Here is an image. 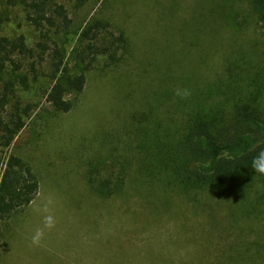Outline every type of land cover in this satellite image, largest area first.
<instances>
[{"label":"rangeland","instance_id":"obj_1","mask_svg":"<svg viewBox=\"0 0 264 264\" xmlns=\"http://www.w3.org/2000/svg\"><path fill=\"white\" fill-rule=\"evenodd\" d=\"M55 1L72 19L71 73L81 72L71 50L89 20L124 33L127 51L116 66L100 60L86 73L66 114L45 101L48 60L28 90L18 89L37 107L1 156L28 163L39 189L1 225L0 264H264V206L251 203L261 185L249 200L184 195L172 169L183 151V107L196 92L207 88L216 101L213 87L229 67L264 69V29L250 0ZM0 11V36L32 47L37 34L21 8ZM91 177L109 183L104 194ZM119 178L122 189L109 194Z\"/></svg>","mask_w":264,"mask_h":264},{"label":"trees","instance_id":"obj_2","mask_svg":"<svg viewBox=\"0 0 264 264\" xmlns=\"http://www.w3.org/2000/svg\"><path fill=\"white\" fill-rule=\"evenodd\" d=\"M92 1L74 0L78 7ZM249 3L264 29V0ZM1 6L20 7L37 37L29 47L23 37L0 36V247L1 225L29 206L39 189L38 178L28 163L12 154L1 156L37 107L24 103L18 89L28 90L48 60L51 86L44 91V98L55 113L66 114L85 87L86 73L100 60L105 69L116 66L128 45L124 33L112 31L108 22L89 20L71 50L81 72L71 73L65 45L72 19L63 5L55 0H0ZM6 20L0 11V26ZM237 69L241 71L238 74L229 67L227 77L213 87L218 100L210 99L211 90L200 89L190 106L183 107L187 111L181 123L183 151L173 156L172 169L184 195L193 190L249 200L250 193L260 184L261 191L257 190L256 199L250 200L260 207L264 206V69ZM89 181L94 191L103 194L109 184L97 183L92 177ZM123 181L117 179L109 194L119 192ZM262 249L264 245L259 248Z\"/></svg>","mask_w":264,"mask_h":264}]
</instances>
